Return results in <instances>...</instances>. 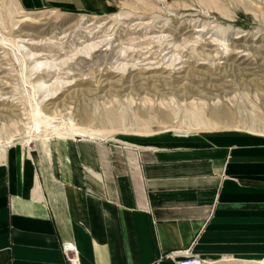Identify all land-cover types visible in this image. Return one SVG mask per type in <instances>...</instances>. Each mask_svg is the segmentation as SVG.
Instances as JSON below:
<instances>
[{
    "label": "rangeland",
    "instance_id": "rangeland-1",
    "mask_svg": "<svg viewBox=\"0 0 264 264\" xmlns=\"http://www.w3.org/2000/svg\"><path fill=\"white\" fill-rule=\"evenodd\" d=\"M220 134L264 137V0H0V154L77 137L127 162Z\"/></svg>",
    "mask_w": 264,
    "mask_h": 264
},
{
    "label": "crops",
    "instance_id": "crops-1",
    "mask_svg": "<svg viewBox=\"0 0 264 264\" xmlns=\"http://www.w3.org/2000/svg\"><path fill=\"white\" fill-rule=\"evenodd\" d=\"M109 1L18 0L23 9L69 12ZM165 143L127 162L87 138L8 148L0 154V264H177L185 253L205 264H264V137Z\"/></svg>",
    "mask_w": 264,
    "mask_h": 264
},
{
    "label": "built area",
    "instance_id": "built-area-1",
    "mask_svg": "<svg viewBox=\"0 0 264 264\" xmlns=\"http://www.w3.org/2000/svg\"><path fill=\"white\" fill-rule=\"evenodd\" d=\"M62 252L64 253V257L68 259V254H72V248L70 247L69 244L64 243L61 247ZM177 256H182V253H174ZM177 264H205V261L202 259H199L196 256H192L189 253H185L182 258L177 262Z\"/></svg>",
    "mask_w": 264,
    "mask_h": 264
},
{
    "label": "water",
    "instance_id": "water-1",
    "mask_svg": "<svg viewBox=\"0 0 264 264\" xmlns=\"http://www.w3.org/2000/svg\"><path fill=\"white\" fill-rule=\"evenodd\" d=\"M175 134H182V133H175Z\"/></svg>",
    "mask_w": 264,
    "mask_h": 264
},
{
    "label": "bare ground",
    "instance_id": "bare-ground-1",
    "mask_svg": "<svg viewBox=\"0 0 264 264\" xmlns=\"http://www.w3.org/2000/svg\"><path fill=\"white\" fill-rule=\"evenodd\" d=\"M223 114H225V113H223ZM83 131V130H82Z\"/></svg>",
    "mask_w": 264,
    "mask_h": 264
}]
</instances>
